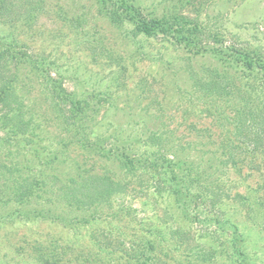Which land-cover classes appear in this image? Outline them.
<instances>
[{
  "label": "trees",
  "instance_id": "trees-1",
  "mask_svg": "<svg viewBox=\"0 0 264 264\" xmlns=\"http://www.w3.org/2000/svg\"><path fill=\"white\" fill-rule=\"evenodd\" d=\"M46 1L0 0V27L8 28H0V140L45 133L43 124L51 132L39 170L1 163L13 203L36 217L88 224L93 250L83 264H264V45L202 47L203 35L186 16L180 22L175 14H145L131 0H94L111 25H131L135 38L170 36L194 56L214 55L246 72L244 90L218 69L208 81L190 71L195 90L178 91L171 107L180 117L149 103L143 115L160 120L153 130L139 119L136 128L128 122L97 133L101 100L112 90L83 97L68 91L13 35L16 26L37 23ZM239 90L241 105L232 97ZM191 111L209 124H186ZM46 200L54 206L46 208Z\"/></svg>",
  "mask_w": 264,
  "mask_h": 264
},
{
  "label": "rangeland",
  "instance_id": "rangeland-1",
  "mask_svg": "<svg viewBox=\"0 0 264 264\" xmlns=\"http://www.w3.org/2000/svg\"><path fill=\"white\" fill-rule=\"evenodd\" d=\"M131 1L145 14L153 13L158 18L175 14L181 22L182 16H186L187 22H191L189 26L198 27L203 35L198 36L205 44L202 47L220 48L221 44L245 42L264 45V0ZM46 3L37 23L30 27L16 26L13 35L44 61L46 70L60 77L68 91L83 97L92 92L105 96V92L112 90V97L101 100V111L95 118L97 133L104 129L121 130L128 122L136 128L139 119L145 120L146 129L153 130L160 120L153 119L150 111L143 115L142 107L149 103L156 109L166 108L170 116L180 117L171 107L174 108L172 104L178 99V91L195 90L190 71L208 81L210 69H218L234 77V81L246 90L244 70L230 68L227 64L223 66L214 55L194 56L186 47L174 45L170 36L135 38L131 25H111L100 14L94 0H47ZM0 28L3 32L8 30L6 25ZM117 63L123 66L121 74L117 72ZM114 76L118 83H113ZM241 94L243 91L239 90L232 96L235 103H240ZM96 101L97 98H93L91 103ZM191 112L196 115L190 116L186 124L198 129L209 124V119L197 118L199 111ZM45 125V133L36 131L32 137L27 133L1 136L0 166L1 163L17 164L24 170L26 166L39 170L51 136ZM35 150L38 157L34 159ZM4 173V168L0 167V264H45L46 259H53L57 264H83L80 260L86 258L93 247L87 232L89 225L36 217L26 206L18 207L13 203L16 199L11 195L6 182L8 176ZM248 183L253 184V179ZM50 189L51 194L47 196L51 195L54 200L56 188ZM51 204L49 201L46 208L54 206ZM135 206L140 216L142 208L138 204Z\"/></svg>",
  "mask_w": 264,
  "mask_h": 264
}]
</instances>
